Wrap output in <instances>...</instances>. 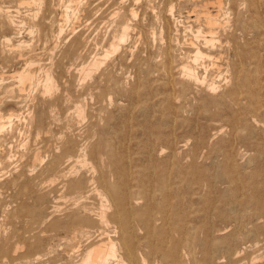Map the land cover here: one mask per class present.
<instances>
[{
  "label": "bare ground",
  "instance_id": "bare-ground-1",
  "mask_svg": "<svg viewBox=\"0 0 264 264\" xmlns=\"http://www.w3.org/2000/svg\"><path fill=\"white\" fill-rule=\"evenodd\" d=\"M0 135V264H264V0H0Z\"/></svg>",
  "mask_w": 264,
  "mask_h": 264
},
{
  "label": "rangeland",
  "instance_id": "rangeland-1",
  "mask_svg": "<svg viewBox=\"0 0 264 264\" xmlns=\"http://www.w3.org/2000/svg\"><path fill=\"white\" fill-rule=\"evenodd\" d=\"M128 44H129V43L127 42L126 46H127ZM8 69H9V70H7V71H8L7 73H8V74H9V73H12V72H10L11 69H10V68H8ZM7 73H5V77L8 76ZM6 79H7V80H10L8 77H7ZM26 91H30V92H29L30 95L33 94L32 90H26ZM31 93H32V94H31ZM16 94H17V93H16ZM177 100H178V99H177ZM176 102L178 103V101H176ZM177 103H176V105H178V106L181 108V109H180L181 115H182V114H183V115L186 114V111H187L189 108H188V109H186L187 107L184 108V109H185V113H182V112H184V111L182 110L183 108H182L181 106H183V105H182V102L180 101V99H179V103H180V104H179V103L177 104ZM178 106H176V107H178ZM15 108H16V109H15ZM7 109L10 110V111H11V110H12V111H15L14 113H19V112H20V110H19L17 107H15V105H13V104H11ZM13 109H14V110H13ZM8 110H7V112H8ZM5 112H6V111H5ZM186 115H187V114H186ZM186 115H185V116H186ZM189 115H190V114H189ZM18 122H19V121H17L16 123H18ZM191 122H193V121H191ZM187 123H188V122H187ZM189 123H190V122H189ZM193 123H194V122H193ZM178 125H179V124H178ZM178 125H177V126H169V127H167V131H168V130H171V128H175V129H174L173 131H171V132H172L173 136H174V133H173V132H176L174 137H176L177 140L180 139V138H183V137H185V136H188V137H189V134H188V133H190V132H188V131H189V130H188L189 128H188V129L185 128V126H186L185 124H184V125H181V124H180V127H179ZM177 127H178V128H177ZM163 128H164V127H163ZM8 129H9V128H8ZM182 129H183V130H182ZM180 131H181V132H180ZM183 131H184V132H183ZM185 131H186L187 133H186ZM182 133H183V134H182ZM20 136H21V135L17 134V136H15L16 138L14 137V139H13V138L8 139V142H7L6 145H5L7 148H5V149L9 150L10 153H9L7 150H5L6 153H7V155H9V154H10V155H13L12 153L15 154V153L17 152L16 150H20V149L22 148V143H23V139H22V138H24L23 136H25V135H22V136H21L22 138H20ZM177 136H179L180 138L177 137ZM182 136H183V137H182ZM0 137H1V135H0ZM186 138H187V137H186ZM15 139H16V140H15ZM17 139H19L20 142H19V140H17ZM21 139H22V140H21ZM187 139H188V138H187ZM12 140H13V141H12ZM16 141H17V142H16ZM21 141H22V142H21ZM13 142H15V143H13ZM18 142H19V143H18ZM8 143H9V144H8ZM17 143H18V144H17ZM16 144H17V145H16ZM7 145H8V146L10 145L9 147H12L13 149H12V148L9 149V147H8ZM12 145H13V146H12ZM16 147H17V148H16ZM19 147H20V149H19ZM15 148H16V150H15ZM10 150H11V151H10ZM10 155H9V156H10ZM0 176H1V172H0ZM1 178H2V176L0 177V181H1Z\"/></svg>",
  "mask_w": 264,
  "mask_h": 264
}]
</instances>
